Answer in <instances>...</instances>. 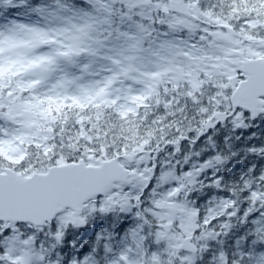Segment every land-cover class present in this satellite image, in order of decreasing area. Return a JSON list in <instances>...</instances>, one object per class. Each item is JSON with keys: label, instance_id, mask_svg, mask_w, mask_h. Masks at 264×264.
Returning a JSON list of instances; mask_svg holds the SVG:
<instances>
[{"label": "snow or ice", "instance_id": "obj_1", "mask_svg": "<svg viewBox=\"0 0 264 264\" xmlns=\"http://www.w3.org/2000/svg\"><path fill=\"white\" fill-rule=\"evenodd\" d=\"M84 3L0 25V264H264V0Z\"/></svg>", "mask_w": 264, "mask_h": 264}, {"label": "trees", "instance_id": "obj_2", "mask_svg": "<svg viewBox=\"0 0 264 264\" xmlns=\"http://www.w3.org/2000/svg\"><path fill=\"white\" fill-rule=\"evenodd\" d=\"M69 3H75L78 7H85V3L80 0H67ZM29 7L24 8H8L0 3V25L8 23L10 20L15 19H37V17L31 13V7L39 4H54V0H28ZM241 164L230 165V170L225 175L230 176L231 172H239ZM264 166V165H261ZM208 197H203L202 200H207Z\"/></svg>", "mask_w": 264, "mask_h": 264}]
</instances>
